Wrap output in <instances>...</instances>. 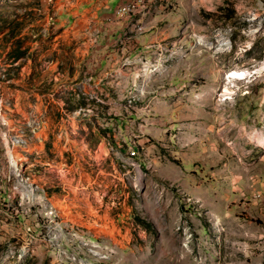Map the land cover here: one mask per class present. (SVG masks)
<instances>
[{
    "label": "rangeland",
    "instance_id": "1",
    "mask_svg": "<svg viewBox=\"0 0 264 264\" xmlns=\"http://www.w3.org/2000/svg\"><path fill=\"white\" fill-rule=\"evenodd\" d=\"M78 1L0 0V264H264V0H146L101 71Z\"/></svg>",
    "mask_w": 264,
    "mask_h": 264
},
{
    "label": "crops",
    "instance_id": "2",
    "mask_svg": "<svg viewBox=\"0 0 264 264\" xmlns=\"http://www.w3.org/2000/svg\"><path fill=\"white\" fill-rule=\"evenodd\" d=\"M129 3L137 4V9L118 18L116 9ZM147 5L146 0H80L73 11L75 15L72 17L73 13L64 15L65 19L78 17L77 20L71 21L70 26L75 34L84 32L97 34L94 41L90 40V43L84 45L90 50L92 57L89 59L93 60L95 69L101 71L109 66L118 69L125 57L146 59L145 57L148 58L152 51L151 45L155 40H152L148 30L150 23L154 22L152 20L154 12L146 18L143 9ZM68 28L64 27V31ZM98 70L93 73L92 78L104 82L106 74ZM9 176L10 173H0V188H5L4 182Z\"/></svg>",
    "mask_w": 264,
    "mask_h": 264
},
{
    "label": "built area",
    "instance_id": "3",
    "mask_svg": "<svg viewBox=\"0 0 264 264\" xmlns=\"http://www.w3.org/2000/svg\"><path fill=\"white\" fill-rule=\"evenodd\" d=\"M137 7L138 6L135 3H129V4L120 5L116 9V16L118 18H122L124 15L132 13L133 11H135L137 9Z\"/></svg>",
    "mask_w": 264,
    "mask_h": 264
},
{
    "label": "bare ground",
    "instance_id": "4",
    "mask_svg": "<svg viewBox=\"0 0 264 264\" xmlns=\"http://www.w3.org/2000/svg\"><path fill=\"white\" fill-rule=\"evenodd\" d=\"M223 42H224L223 40L220 42V45H218V48H220L223 45ZM227 44H228V42H227ZM206 45L208 47H212V43H206ZM233 74H234V77H236V76L239 77V76L243 75V73H239V72H233ZM226 94H228V93H226Z\"/></svg>",
    "mask_w": 264,
    "mask_h": 264
}]
</instances>
